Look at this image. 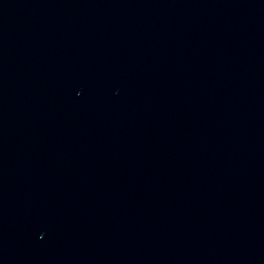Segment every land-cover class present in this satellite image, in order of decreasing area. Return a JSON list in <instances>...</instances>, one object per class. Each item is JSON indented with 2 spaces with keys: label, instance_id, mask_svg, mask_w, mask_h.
<instances>
[{
  "label": "water",
  "instance_id": "1",
  "mask_svg": "<svg viewBox=\"0 0 264 264\" xmlns=\"http://www.w3.org/2000/svg\"><path fill=\"white\" fill-rule=\"evenodd\" d=\"M0 264H264V0H0Z\"/></svg>",
  "mask_w": 264,
  "mask_h": 264
}]
</instances>
